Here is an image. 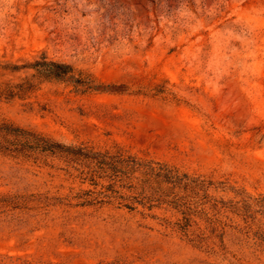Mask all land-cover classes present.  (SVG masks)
Returning <instances> with one entry per match:
<instances>
[{"label": "rangeland", "instance_id": "rangeland-1", "mask_svg": "<svg viewBox=\"0 0 264 264\" xmlns=\"http://www.w3.org/2000/svg\"><path fill=\"white\" fill-rule=\"evenodd\" d=\"M44 51L98 90L44 81L8 119L205 180L194 211L126 200L57 160L0 154V264H264V0H0V59ZM129 194L128 192H125Z\"/></svg>", "mask_w": 264, "mask_h": 264}, {"label": "trees", "instance_id": "trees-1", "mask_svg": "<svg viewBox=\"0 0 264 264\" xmlns=\"http://www.w3.org/2000/svg\"><path fill=\"white\" fill-rule=\"evenodd\" d=\"M63 81L75 91L98 90L100 83L70 63L49 58L44 51L32 58L0 59V97L11 100L30 97L44 81ZM0 154L43 162L57 160L62 169L79 172L81 182L89 181L94 188L77 195L79 205L109 202L113 198L126 200L129 209L135 204L152 209L158 204L182 208L184 220L178 226L186 230L189 214L194 211L179 189H201L206 194L205 180L190 176L163 161L137 156L121 148L100 150L83 143H66L31 127L8 119L0 120ZM128 192L129 194H126Z\"/></svg>", "mask_w": 264, "mask_h": 264}]
</instances>
